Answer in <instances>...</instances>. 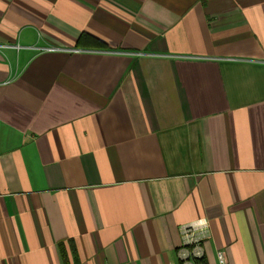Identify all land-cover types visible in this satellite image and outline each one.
Instances as JSON below:
<instances>
[{"label": "crops", "instance_id": "1", "mask_svg": "<svg viewBox=\"0 0 264 264\" xmlns=\"http://www.w3.org/2000/svg\"><path fill=\"white\" fill-rule=\"evenodd\" d=\"M264 264V0H0V264Z\"/></svg>", "mask_w": 264, "mask_h": 264}, {"label": "built area", "instance_id": "2", "mask_svg": "<svg viewBox=\"0 0 264 264\" xmlns=\"http://www.w3.org/2000/svg\"><path fill=\"white\" fill-rule=\"evenodd\" d=\"M179 234L184 251V257H182L184 264H204L202 261L204 256L202 243L209 236L207 222L197 220L181 225ZM218 262L219 264H226L222 255H218Z\"/></svg>", "mask_w": 264, "mask_h": 264}]
</instances>
